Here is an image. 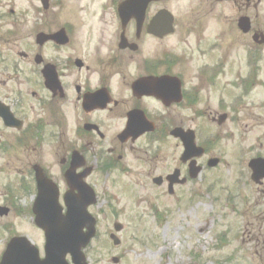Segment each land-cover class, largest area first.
I'll list each match as a JSON object with an SVG mask.
<instances>
[{"label":"flooded vegetation","instance_id":"af4514ba","mask_svg":"<svg viewBox=\"0 0 264 264\" xmlns=\"http://www.w3.org/2000/svg\"><path fill=\"white\" fill-rule=\"evenodd\" d=\"M125 1L31 0L18 12L35 32L20 61L0 62V261L20 237L36 249L39 261L44 258V233L35 225L37 213L44 216L34 207L36 170L56 188L61 207L68 193L77 195L66 179L72 172L95 194L89 210L105 218L97 208L109 203L107 186L117 181L111 173L132 174L140 163L158 173V188H168L166 178L174 171L175 183L181 181L174 191L192 182L173 130L192 132L205 149L195 159L198 166L211 157L202 133L205 120L218 130L230 125L231 136L237 124L253 126L257 113L256 124L264 127V0H197L194 11L213 13L214 26L190 22L181 33L174 24L164 37L148 28L157 13L170 11L171 0H153L142 18L122 21L118 10ZM176 34L182 37L172 46ZM139 123L145 132L136 137ZM170 140L180 153L168 169ZM255 216L259 220L261 214ZM30 257L23 256L24 264Z\"/></svg>","mask_w":264,"mask_h":264},{"label":"rangeland","instance_id":"374dc122","mask_svg":"<svg viewBox=\"0 0 264 264\" xmlns=\"http://www.w3.org/2000/svg\"><path fill=\"white\" fill-rule=\"evenodd\" d=\"M171 2L170 10L179 29L190 22H199L203 27L214 26L217 16L207 10L194 11L197 0ZM30 5L31 0H0V62L3 66L20 61L18 53L35 32L31 24L21 20L19 13L10 16L8 11L19 12ZM225 14L230 15L227 11ZM6 31L10 33L4 34ZM181 35L173 36L170 44L178 43ZM253 115L256 119L253 126L237 124L231 136L230 125L218 130L213 123L204 121L202 133L211 144L207 151L219 160V165L216 169H204L195 182L180 188L172 197L166 189H158L151 183L153 176H146L147 169L140 163L135 164L132 174L120 177L111 173L110 179L117 181L107 186L106 192L110 194L104 198L108 204H102V191H99L98 209L104 211L105 218H99V236L87 253V262L264 264V185L252 184L246 167L256 155L264 156L259 148L264 127L258 125L257 113ZM213 134H216V144L212 142ZM165 146L166 152L174 155L173 162L177 161L180 148L171 140ZM148 158H152L150 153ZM169 167L173 168V163L166 168ZM14 191L19 196L22 194L20 189ZM257 214H261L259 220ZM114 223L122 227L115 233L120 241L118 246H113L109 238L114 233ZM115 258L118 261L113 263L111 260Z\"/></svg>","mask_w":264,"mask_h":264},{"label":"water","instance_id":"95a60500","mask_svg":"<svg viewBox=\"0 0 264 264\" xmlns=\"http://www.w3.org/2000/svg\"><path fill=\"white\" fill-rule=\"evenodd\" d=\"M193 148L191 147H187L186 148V152H185V156L190 157L191 155H193ZM189 151H192L191 153H189ZM216 161H213L212 165L213 166L215 164ZM250 167L253 168V176H252V180L254 182H257L258 179H261L264 176V162L261 160H255L250 164ZM86 206L88 204H90V201H87V203H84ZM84 205V206H85ZM82 219H85L87 221V223H85V227L87 228V233L86 234H81V227L79 228V223L82 221ZM56 225V223L54 224V226ZM83 225V226H84ZM94 221L93 219H91L89 216L86 215L85 210H78L76 209L74 212V220H73V225L72 227H70L69 232H70V238H71V248L70 251L68 250V253L71 254L72 256V261L74 262V264H84V260L83 257L80 253L81 249L84 248L90 241V239L93 237L94 235ZM45 228V227H44ZM56 228H45L47 234H54L57 235L59 234V232H56ZM116 231L119 230V227L115 228ZM46 234V235H47ZM47 235V237H48ZM53 237L49 236V238L51 239ZM62 237V236H60ZM116 244V243H115ZM50 256V254H47ZM65 252L64 254H61L60 258H59V262L60 264H65L64 261V257H65ZM50 261V259H49ZM46 262V261H45ZM44 262V263H45Z\"/></svg>","mask_w":264,"mask_h":264}]
</instances>
